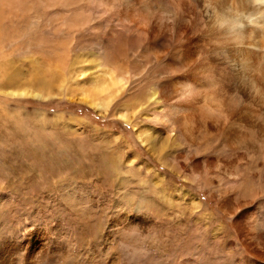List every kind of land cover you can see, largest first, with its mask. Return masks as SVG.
<instances>
[{
	"label": "rangeland",
	"instance_id": "rangeland-1",
	"mask_svg": "<svg viewBox=\"0 0 264 264\" xmlns=\"http://www.w3.org/2000/svg\"><path fill=\"white\" fill-rule=\"evenodd\" d=\"M89 11L0 0V264H264V205L236 201L232 218L161 165L135 100L112 116L79 102L91 64L73 49Z\"/></svg>",
	"mask_w": 264,
	"mask_h": 264
},
{
	"label": "bare ground",
	"instance_id": "bare-ground-1",
	"mask_svg": "<svg viewBox=\"0 0 264 264\" xmlns=\"http://www.w3.org/2000/svg\"><path fill=\"white\" fill-rule=\"evenodd\" d=\"M85 1L73 50L90 58L91 79L73 88L79 102L112 116L116 99L127 112L135 100L138 138L161 165L223 201L232 218L236 201L263 206L264 0Z\"/></svg>",
	"mask_w": 264,
	"mask_h": 264
}]
</instances>
